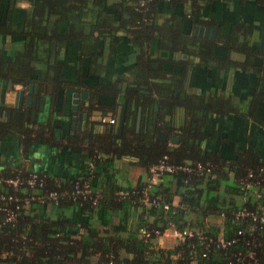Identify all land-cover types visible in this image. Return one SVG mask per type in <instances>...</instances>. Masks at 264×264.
Wrapping results in <instances>:
<instances>
[{
	"label": "trees",
	"instance_id": "1",
	"mask_svg": "<svg viewBox=\"0 0 264 264\" xmlns=\"http://www.w3.org/2000/svg\"><path fill=\"white\" fill-rule=\"evenodd\" d=\"M17 1L0 0V10H4V16H0V35L21 39L9 59L5 60L0 50V76L11 78L14 83H36L43 93L48 88L53 92L60 89L65 84L63 50L71 41L79 42V66L83 58H88V74L97 76L106 69L105 47L118 45V32L128 36L134 49L133 63L125 70L128 78L67 85L83 86L90 91L89 112L114 110L113 106L99 104L97 98L122 94L125 99L123 117L129 116L132 125H123L117 133L115 130L95 133V139L70 130L59 139L63 145L82 150V143L87 139L90 145L86 149L94 170L99 160L96 152L128 156L133 164L147 172L150 165L167 155L175 164H209L213 177L184 172L165 174L162 179L168 177L169 183L161 179L150 192L161 193L167 201L177 197L185 204L183 209L169 211L140 206V196L121 198L117 194L133 186L141 190L145 183L96 186L92 182L94 170L92 176L86 170L85 174L63 182L39 172L44 179L42 188L25 185L13 189L0 184V264H107L111 257L113 264H236V255L246 256L250 250L255 253L256 264H264V223L258 230H251L250 220L240 222L235 218V212L242 207L264 214V186L257 189L262 197H256L251 188L240 184L248 169H264L258 148L231 150L230 155L224 156L202 145L216 137L214 130L206 129L211 114L243 116L263 128L264 114H256V107L244 112L232 97L225 95L212 97L205 103L204 98L188 91L186 86L195 59L213 68H240L260 74L262 68L254 65L256 58L264 61L258 30L243 21H234L228 25V33L215 40L186 32L187 19L192 27L204 25L220 30L214 19L203 17L205 4L216 0H152L142 11L137 7V0H20L28 2L29 7L23 10L19 28L12 18L19 10ZM255 1L264 5V0ZM163 3L174 8L187 3L189 11L171 13L159 21V4ZM219 41L228 54H243L244 61L232 60L228 54L215 57L214 48ZM76 70L80 72L79 68ZM142 86L147 92H141ZM260 101L264 102L263 97L257 96L254 104ZM155 104L157 111L153 120ZM138 108L141 115L136 130ZM12 132L22 135L24 151L32 141L44 138L43 126L29 127L22 119L0 122V136ZM158 133L166 134L167 140H158ZM172 136L178 137V142L169 145ZM18 171L25 176L33 170H2V174L15 176ZM85 180H89L92 191L99 197L96 204L71 197L60 198L56 204L38 201L47 191L71 192L76 181ZM39 206L75 207L83 217L69 221L45 217L37 211ZM3 208L15 210L12 222L6 221ZM189 214L193 215L192 219H188ZM169 222L178 228L193 229L195 236L179 239L172 247H159L155 245V235L144 239L139 234L141 228L163 229ZM199 235L206 238L200 239ZM217 237L236 239V242L226 248H216ZM243 264L255 263L246 258Z\"/></svg>",
	"mask_w": 264,
	"mask_h": 264
},
{
	"label": "crops",
	"instance_id": "2",
	"mask_svg": "<svg viewBox=\"0 0 264 264\" xmlns=\"http://www.w3.org/2000/svg\"><path fill=\"white\" fill-rule=\"evenodd\" d=\"M16 6L19 7L13 14L12 18L19 28H21L23 20V10L29 7L26 1H17ZM158 20L163 21L171 13L188 12V4L184 3L179 7L168 6L167 4H159ZM4 10H0V16H4ZM203 17L206 20H213L220 27L217 30L215 40L219 35L228 33L229 24L234 21H243L258 30L261 35L260 46L264 47V5L255 0H232L225 2L216 0L205 4ZM196 26V25H195ZM195 26H191L190 20L185 21V31L194 33ZM204 26V25H203ZM206 27V26H205ZM260 30V31H259ZM118 45L113 48L107 45L104 49L106 69L100 76L88 74V58H83L79 64L77 63V53L79 48L78 41H71L63 50V58L66 69L63 73L65 89L52 91L48 88L46 94H40L36 106V115L34 120L23 118L24 124L38 129L43 126L44 133L42 141L36 140L28 144L24 151L21 144L22 135L19 132H12L2 137L0 136V171L8 170L14 172L19 169L33 170L42 172L56 180L63 182L70 180L77 174H85L86 164L91 159L86 149L90 144L85 139L83 141L84 149L76 150L72 146H65L59 139L67 134L70 128L72 92L68 83L95 84L97 82L107 83L115 81L116 77L125 71L134 60V49L129 44L128 36L123 32L117 33ZM204 38V37H202ZM20 37L10 35H0V50L3 52L4 59H9L14 49L20 44ZM221 40V39H220ZM258 45L257 41L254 47ZM228 54L227 49L219 41L214 48L215 57L221 58ZM230 59L236 61H244V55L239 52H230ZM254 65L262 68L259 73L252 71H244L243 69H224L213 68L205 62L195 59V64L190 68L187 83L191 90L197 92L201 90L206 96L210 94L230 96L237 103L244 102L248 95L257 90L264 95V61L256 58ZM80 69V72L76 69ZM6 82V80H4ZM16 88L20 87V83H16ZM28 84H26L27 86ZM82 89L83 86H80ZM26 95L28 93L26 92ZM259 95V96H262ZM263 101H264V96ZM124 98L122 95H99L97 102L105 106H113L114 110L109 112L93 111L89 121H95V127L89 134L95 139V133H103L115 130L116 126L121 130L124 126H131L132 120L129 116L123 117ZM80 109H84L85 101L79 102ZM239 109L243 111L240 104ZM25 107L22 109L24 113ZM120 114L122 119L120 120ZM256 114L259 116L264 114V102L260 101L256 104ZM105 118L106 121L102 122ZM114 119L113 123L108 120ZM88 121V122H89ZM100 123V124H98ZM207 130H214L215 139L203 142V146L212 150L221 152L222 155H230L231 150H243L246 148L257 147L260 157L264 160V128L254 123L250 118L237 116L233 114L209 116ZM78 131V130H76ZM100 131V132H99ZM34 133L31 135L33 136ZM107 136V135H106ZM50 139L54 140L51 141ZM56 142V143H55ZM59 142V143H58ZM113 142V141H112ZM62 144V145H61ZM96 151V150H95ZM95 166L92 182L96 186L115 183L116 185L125 187L132 186L139 182L143 184L147 179V171L133 164V160L128 156H113L111 154H102ZM164 182L169 183V178L164 177ZM59 184V183H58ZM99 190V187H97ZM177 198V197H175ZM37 211L45 217H54L56 219L79 220L83 216L79 209L65 208L57 209L51 206H39ZM193 215L189 214L188 219H192ZM219 221V220H218ZM173 239H164L159 242L155 240V245L159 247H172L175 244Z\"/></svg>",
	"mask_w": 264,
	"mask_h": 264
},
{
	"label": "built area",
	"instance_id": "3",
	"mask_svg": "<svg viewBox=\"0 0 264 264\" xmlns=\"http://www.w3.org/2000/svg\"><path fill=\"white\" fill-rule=\"evenodd\" d=\"M152 0H137V7L142 11V8L145 9V6ZM106 119L103 118L102 122H105ZM110 123L114 122V119L108 120ZM173 142L169 141V145H172ZM96 158H100V153L96 152ZM95 157V156H94ZM88 174L93 175L94 164L93 161L89 162L87 167ZM177 172H184L186 174H197L198 176H210L213 177L212 168L209 164H203L200 162H196L193 164H175L171 163L168 160L167 155H163L160 157L157 162L150 165L147 172V179L144 187L141 190L135 189L133 186L131 189H123L119 190L117 194L121 198L125 197H137L140 196L138 204L144 207H156L161 208L164 211H169L170 209H183L185 208V204L180 202L178 198H174L172 200H168L161 194L155 193L152 194L150 190L153 189L155 185H157L162 177L165 174H172ZM0 184H5L10 186L13 189H17L23 187L25 185L29 187H40L42 188L44 185V179L40 176L39 172L32 171L27 175H22L20 171L15 174V176H5L0 171ZM240 184L246 188H251L252 195L256 197H262L261 192H257L258 187L264 186V169L262 167H258L257 169H248L246 175L240 179ZM63 197H71L72 200L83 199L89 200L93 204H96L97 199L99 198L97 194L91 189V184L89 180H85L83 182L76 181L73 185V189L71 192H63L59 193L56 190H50L38 197V201L40 203L47 204H56L60 198ZM264 197V196H263ZM12 199V196H9ZM33 198V197H32ZM34 199V198H33ZM135 200V199H134ZM17 208V207H16ZM2 210L6 213V221L12 222L15 219V210L11 208H3ZM235 218L237 221L244 222L246 220H250L251 230H258L261 225L264 223V214L260 213L254 209H248L247 207H242L235 212ZM246 219V220H245ZM247 228V227H246ZM250 231V230H249ZM241 230L238 231L241 234ZM139 234L144 239H148L151 235H155L156 239L159 242L164 241V239H173L175 241L184 238H191L195 236V232L190 228H178L175 227L172 223H168L167 226L163 229L159 228H141L139 230ZM200 239H205V235H199ZM210 240V239H209ZM236 242V239L225 240L222 237H217L214 241L216 248H226L229 245ZM205 255V254H203ZM253 259L254 263H257L255 258V253L253 250H250L246 256H243L241 253L236 255L235 262L236 264H243L245 259ZM107 264H113L112 257L109 259ZM229 264H234L229 263Z\"/></svg>",
	"mask_w": 264,
	"mask_h": 264
},
{
	"label": "water",
	"instance_id": "4",
	"mask_svg": "<svg viewBox=\"0 0 264 264\" xmlns=\"http://www.w3.org/2000/svg\"><path fill=\"white\" fill-rule=\"evenodd\" d=\"M217 30L211 27H204L196 25L194 28V35L204 38L214 39ZM17 84L13 83L11 79L4 81L0 77V122L10 121L11 118H20L22 109L25 107L24 116L25 118H30L32 121L36 115V106L38 102L37 96H32L31 93L37 92V84H29L28 90L25 88V83L21 82L20 87L16 88ZM26 91L28 95H26ZM85 101V105H88V91L81 90L79 92H74L72 95V126L77 124V129H86L87 125L91 127V123L87 124L88 114L83 111H79V102ZM31 107L33 109H31ZM155 111L157 110V104L154 106ZM141 108H138L136 130L139 129L140 124ZM155 118V115H154ZM119 126V125H118ZM116 126L115 131L118 132L119 127ZM157 139L161 141L167 140V135L163 133L157 134ZM171 141L178 142V137L172 136Z\"/></svg>",
	"mask_w": 264,
	"mask_h": 264
},
{
	"label": "flooded vegetation",
	"instance_id": "5",
	"mask_svg": "<svg viewBox=\"0 0 264 264\" xmlns=\"http://www.w3.org/2000/svg\"><path fill=\"white\" fill-rule=\"evenodd\" d=\"M2 54H3V52H2ZM185 57V56H184ZM126 72L127 71H123V72H121L117 77H116V79H115V81H117V79L118 78H121V79H125V78H128L127 77V74H126ZM1 78H3L4 80H6V81H8L9 79H11V78H4V77H2V76H0ZM12 80V79H11ZM13 81V80H12ZM13 83H14V81H13ZM29 84H31V83H29ZM28 84V85H29ZM33 84H36V83H33ZM28 85L26 86V84H25V88H26V90H28ZM131 85V84H130ZM187 89H188V91H191L192 93L194 92L193 90H191V89H189L190 88V85H188V83H187ZM65 86H62L60 89H65L64 88ZM71 89H74L73 90V92H72V95H73V93L74 92H79V91H81V90H87L88 91V100H87V102H88V105L86 106L87 108H84V109H80V104H79V111H83L84 113H87L88 114V118H87V124L88 123H91V127H95L94 125H95V121H89V118H90V116L92 115V112H89V109H88V107H89V100H90V91L87 89V88H80V86H78V85H74V86H72V87H70ZM142 88L144 89H141V92H147L146 90H145V86H142ZM27 92V91H26ZM197 95H199V96H201L202 98H204V102L205 103H208L209 101H211L210 99H212V97H216V96H219V95H214V94H210V95H208V96H204L205 94L201 91V90H198L197 92H195ZM40 94H46V92H41L40 91V88H39V85L37 84V92L36 93H31V95L32 96H37V97H39V95ZM119 95H122V94H119ZM259 95H262V94H260L257 90H255V91H253L251 94H249L248 96L249 97H247V99L242 103V102H237V104L238 105H242V109H243V111L244 112H250V111H252V110H254V108L256 107V104H254L255 102H256V98H257V96H259ZM262 96H264V95H262ZM261 96V97H262ZM124 98V97H123ZM255 105V106H254ZM31 109H33L32 107H31ZM70 109H71V107H70ZM157 111V110H156ZM156 111H155V117H156ZM121 115V114H120ZM23 118H25V116H24V113L22 112L21 113V117L20 118H11V120L9 121V122H11V121H13V119H22L23 120ZM121 119H122V117H120V120H119V123H120V121H121ZM31 120V119H30ZM153 120H155V118L153 119ZM89 121V122H88ZM4 122H8V121H4ZM72 123H73V120H72V111H71V116H70V128H71V130H80V131H87L88 133H91L92 132V129L90 130V129H88V127H86V129H77V124H75L74 126H72ZM135 126H136V122H135ZM90 127V128H91ZM157 138V137H156Z\"/></svg>",
	"mask_w": 264,
	"mask_h": 264
}]
</instances>
